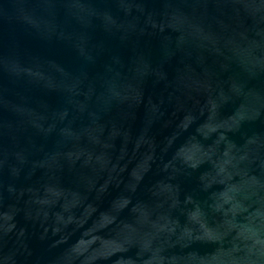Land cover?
<instances>
[{
	"label": "water",
	"instance_id": "obj_1",
	"mask_svg": "<svg viewBox=\"0 0 264 264\" xmlns=\"http://www.w3.org/2000/svg\"><path fill=\"white\" fill-rule=\"evenodd\" d=\"M0 264H264V0H0Z\"/></svg>",
	"mask_w": 264,
	"mask_h": 264
}]
</instances>
